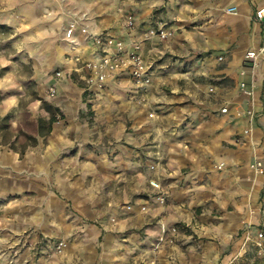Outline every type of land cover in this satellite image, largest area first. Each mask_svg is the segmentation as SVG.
<instances>
[{"label":"crops","instance_id":"crops-1","mask_svg":"<svg viewBox=\"0 0 264 264\" xmlns=\"http://www.w3.org/2000/svg\"><path fill=\"white\" fill-rule=\"evenodd\" d=\"M262 7L264 0H0V24L30 53L39 96L57 85L46 101L62 116L47 145L40 136L19 154L2 141L0 185L9 189L18 177L21 188L47 197L48 210L62 199L87 214L101 207L97 193L146 196L113 208L114 224L91 222L102 248L80 252L75 264H264V248L246 239L264 229V52L246 58L264 44ZM160 26L173 35L162 39ZM100 33L141 42L153 74L145 101L128 70L88 87L84 64L98 55ZM10 77L0 74V119L20 105ZM84 92L91 122L80 117Z\"/></svg>","mask_w":264,"mask_h":264},{"label":"rangeland","instance_id":"rangeland-1","mask_svg":"<svg viewBox=\"0 0 264 264\" xmlns=\"http://www.w3.org/2000/svg\"><path fill=\"white\" fill-rule=\"evenodd\" d=\"M18 40L19 36L14 33L12 27L0 24V74L9 73L12 90L21 95L18 110L11 111L0 119V144L6 139L14 141L15 133L12 126H17L24 110H29L33 118L48 117L50 114L44 107V101L46 98L53 99L58 93L57 85H53L57 90L55 95L50 94L52 86H49L50 88L46 87L44 97L39 96L34 78L33 60L29 52L18 49L19 46L16 43ZM5 63L6 65L3 66ZM58 71L61 73L58 74ZM62 71L61 68L54 70V76L61 77ZM69 75L74 77L73 73ZM75 79L78 84H83L78 77ZM87 98L84 92L82 100L85 102L86 111L81 112L80 117L91 122L94 121V114L90 109L92 103ZM38 101L41 105L37 109L34 105ZM49 102L52 103V101ZM52 104L55 106L54 103ZM56 113L61 121V114L58 111ZM96 136L99 137V132H96ZM40 138V136L37 137L36 144L40 142ZM49 138L50 135L43 138L44 145H47ZM7 147L20 154L9 144ZM2 149L0 146V151ZM77 149L78 147H73L71 152ZM20 183L21 180L17 177L13 179L9 189H4V186L0 185V264H75L78 260L74 259V256H78L80 252L89 253L96 251L99 246L102 248L101 241L98 239L100 230L92 224L93 222L98 225H105L107 222L114 224L117 217L114 215L113 208L121 205L125 207V205H131L129 204L131 201H139L138 199L146 197L141 193L127 201L125 196L115 197L113 194L100 196L97 193L96 202L99 201L101 207L98 205L100 209L93 214L80 211L77 206L74 209L62 199L51 211L46 207L45 195L37 194L34 189L27 191L26 188H21ZM44 185L49 189L53 187L50 181H45ZM113 188V184L109 185L108 192ZM81 191L79 190L77 195L84 200L86 195ZM116 199L120 204H115ZM142 209L146 210L144 207ZM239 262L244 264L241 260ZM138 264L151 263H148L146 259Z\"/></svg>","mask_w":264,"mask_h":264},{"label":"built area","instance_id":"built-area-1","mask_svg":"<svg viewBox=\"0 0 264 264\" xmlns=\"http://www.w3.org/2000/svg\"><path fill=\"white\" fill-rule=\"evenodd\" d=\"M257 17L260 20H264V7L257 11ZM127 25L129 27L134 26V20L129 17L127 20ZM74 31V23L67 29V36H72ZM156 33L162 38L167 39L173 35V31L160 26ZM95 43L98 47V55L94 58L85 61V67L89 71L87 77L88 87L96 84L98 88H104L105 83L114 74L128 70L134 80L137 91L141 94V99L146 100V95L148 89L152 84L153 74L151 71V66L145 62L144 55L141 51V42H133L130 45L120 37H117L111 33H100L95 36ZM260 52H264V44L259 51L251 50L247 52L246 58H256ZM220 59H223L220 56ZM61 72H58L60 74ZM245 87V84H242ZM56 87L52 86L50 88V94H56ZM223 112H227L228 108L225 106L222 108ZM153 116V113H151ZM250 129H245L244 134H249ZM261 169V163H258ZM155 168L156 165L151 166ZM151 183L156 187L161 189V185L158 181L152 180ZM160 200L165 202V195L160 194ZM247 241H254L255 245L259 248H264V229L259 230L256 238L254 240L251 236H248Z\"/></svg>","mask_w":264,"mask_h":264},{"label":"trees","instance_id":"trees-1","mask_svg":"<svg viewBox=\"0 0 264 264\" xmlns=\"http://www.w3.org/2000/svg\"><path fill=\"white\" fill-rule=\"evenodd\" d=\"M44 107L50 114L49 118L43 116L33 118L29 110H24L17 126L13 127L10 124L15 133L14 141H10L11 148L18 150L20 154H24L30 146L35 145L38 136L47 137L50 135L53 124L58 120L56 113L59 110L58 107L48 101H44ZM6 141L9 140L6 139Z\"/></svg>","mask_w":264,"mask_h":264}]
</instances>
